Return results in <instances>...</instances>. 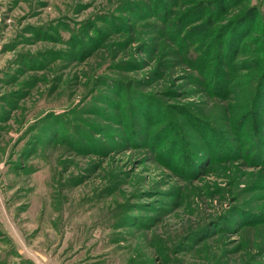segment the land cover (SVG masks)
I'll return each instance as SVG.
<instances>
[{
    "label": "rangeland",
    "instance_id": "374dc122",
    "mask_svg": "<svg viewBox=\"0 0 264 264\" xmlns=\"http://www.w3.org/2000/svg\"><path fill=\"white\" fill-rule=\"evenodd\" d=\"M263 41L264 0H0V264H264Z\"/></svg>",
    "mask_w": 264,
    "mask_h": 264
},
{
    "label": "trees",
    "instance_id": "16d2710c",
    "mask_svg": "<svg viewBox=\"0 0 264 264\" xmlns=\"http://www.w3.org/2000/svg\"><path fill=\"white\" fill-rule=\"evenodd\" d=\"M219 5L216 6V10L219 9ZM199 12L201 11H206V10H198ZM252 12L251 10L250 11H246L244 13H242L240 16H239V19H236V20H231L229 21L228 23V41L224 44V48H225V60H230L233 56V54L235 53L234 51V46L232 44V40L238 36L239 38V42H240V45L238 46L239 49L242 48V44L243 43H247L248 42V37L249 35L252 33V30L256 27L253 26L252 27V24L254 23V20H252ZM236 21H239L238 24H236ZM239 25V26H238ZM240 28V29H239ZM242 30V31H241ZM241 32V33H240ZM240 33V34H239ZM261 45H264V41L260 43ZM232 60V59H231ZM230 60V61H231ZM257 60H255L256 62ZM254 62V63H255ZM264 62V61H263ZM195 64H198L197 62H194ZM228 65V64H227ZM256 65V63L254 64V66ZM260 84L263 85L259 87V92H258V100H261V102L264 100V64H263V70H262V73L260 75Z\"/></svg>",
    "mask_w": 264,
    "mask_h": 264
}]
</instances>
